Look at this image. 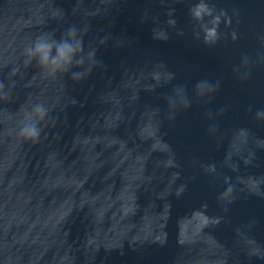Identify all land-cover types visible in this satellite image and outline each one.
I'll return each mask as SVG.
<instances>
[{
  "label": "water",
  "instance_id": "1",
  "mask_svg": "<svg viewBox=\"0 0 264 264\" xmlns=\"http://www.w3.org/2000/svg\"><path fill=\"white\" fill-rule=\"evenodd\" d=\"M197 2L0 0V264H264V0H206L209 44ZM72 25L92 59L29 60Z\"/></svg>",
  "mask_w": 264,
  "mask_h": 264
},
{
  "label": "clouds",
  "instance_id": "2",
  "mask_svg": "<svg viewBox=\"0 0 264 264\" xmlns=\"http://www.w3.org/2000/svg\"><path fill=\"white\" fill-rule=\"evenodd\" d=\"M236 10H234L235 12ZM190 16L200 22V30L204 33V42L206 44L215 43L218 39V28L222 22L226 24L231 23V17L228 16L226 11H221L219 14H214V10L206 0H198L197 3L193 4L189 9ZM171 15V13H169ZM205 17L209 19L205 22ZM169 24L175 26V20H169ZM179 35H183V32H179ZM200 33L196 32L197 38H199ZM264 40V37L260 38ZM83 51V41L78 34L77 28L72 25L69 26L64 33H62L59 38L53 34H41L36 39L28 45L25 49V54L29 60L35 58L38 63L45 69L50 70V74H55L58 71H67L76 62L83 65L87 59H92L95 55V51L91 50L87 53V56L79 55ZM242 60L247 63L249 57L244 55ZM83 76L82 72H74L73 78L79 79ZM214 87H218V82L214 86L211 82L207 80L198 81L195 88L198 93L203 94L207 91H212ZM4 85L0 82V91H2ZM174 92H185V87L183 85H177ZM6 94V93H5ZM184 103L187 105L190 101L187 98L186 92L184 94ZM170 104L175 103V99L172 96L168 97ZM223 110V109H221ZM251 111V108H249ZM47 113V109L42 104H35L32 107L31 112H27L23 119L20 121L19 135L24 139L36 140L40 135V128L38 126V118L42 119ZM211 115V113H209ZM258 119H264V108H259L255 113ZM231 188H226L221 196L226 195Z\"/></svg>",
  "mask_w": 264,
  "mask_h": 264
}]
</instances>
